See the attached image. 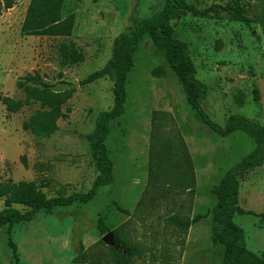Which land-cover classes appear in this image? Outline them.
<instances>
[{
	"label": "rangeland",
	"instance_id": "obj_1",
	"mask_svg": "<svg viewBox=\"0 0 264 264\" xmlns=\"http://www.w3.org/2000/svg\"><path fill=\"white\" fill-rule=\"evenodd\" d=\"M31 1L15 0L14 8L0 16V182L36 181L49 198L56 197L61 187H67L69 194L87 193L99 172L85 136L94 131L98 115L113 108L114 82L106 78L87 86L80 83L107 65L119 35L158 15L167 0H66L63 18L72 14L76 18L70 37L23 32ZM187 2L199 10L239 6L253 20L248 25L235 13L219 9L212 17L189 13L170 23L175 37L188 45L197 77L208 87L203 108L212 121L224 126L230 116L238 115L264 125V28L256 21L264 0ZM63 43H75L85 61L65 66L60 56ZM160 68L163 74L154 75ZM34 72L56 91L76 89L65 108L71 109L70 117L59 121V131L50 138H38L23 127L41 109L39 103L9 113L2 101L23 100L17 83ZM154 112L161 114L156 126ZM114 126L108 146L115 183L100 189L89 204L42 212L32 222L16 226L12 238L22 264H77L81 244L98 258L103 247L97 250V246L105 243L98 229L101 220L111 233L122 227L126 241L140 246L141 255L133 264H223L225 250L213 242L212 216L188 232L174 218L207 214L217 202L214 187L253 153L255 142L242 132L222 137L206 126L188 104L166 55L148 37L129 76L127 112ZM155 127L163 138L182 135L194 162V193L151 187L148 167ZM239 204L252 214L237 215L234 221L245 230L248 248L263 253L264 166L240 178ZM8 243L7 228L0 229V264H14Z\"/></svg>",
	"mask_w": 264,
	"mask_h": 264
},
{
	"label": "trees",
	"instance_id": "obj_2",
	"mask_svg": "<svg viewBox=\"0 0 264 264\" xmlns=\"http://www.w3.org/2000/svg\"><path fill=\"white\" fill-rule=\"evenodd\" d=\"M65 2L66 0H32L23 23V32L37 36H72L76 18L74 14L63 18ZM15 4V0H0V16L3 11L14 8ZM219 9L235 13L239 21L248 25L253 22L239 6L229 4L225 8L214 6L199 10L187 0H167L164 9L158 15L141 20L131 33L119 35L114 41L113 54L107 65L80 83L82 86H87L106 78L114 82L113 108L101 112L96 119L94 131L85 136L91 147L93 165L99 172L90 191L69 194L67 187H61L56 197L49 198L36 181H22L17 184L0 182V204L4 202V207L0 209V229L7 228L8 244L12 250L14 264H22L18 247L12 238L16 226L32 222L42 212L52 214L58 208L71 207L79 203L89 204L98 196L100 189L115 183V163L108 140L114 133L116 121L127 112L129 76L135 66L136 53L147 37L166 55L171 69L185 91L188 104L198 113L206 126L222 137L242 132L256 144L253 153L229 170L221 182L214 187L213 194L217 202L207 214H199L192 219L176 216L175 222L188 232L192 225L212 216L213 242L223 246L225 250L223 264H264V252L257 254L248 248L245 230L234 221L237 215L252 214L242 209L239 204L240 178L264 166V125L257 120L238 115L230 116L224 126L212 121L203 108L208 96V87L197 77V68L188 45L175 37L174 28L170 23L172 18L189 13L212 17L213 14L219 13ZM256 21L264 28V9L256 16ZM60 56L65 66H77L86 59L85 54L75 43H63L60 47ZM162 74L163 68L154 72L156 76ZM17 87L24 92L25 98L17 101L4 97L2 101L7 111L17 113L25 106L39 103L41 109L26 121L23 127L38 138H50L55 135L60 129L59 121L70 117L71 109L65 110V108L76 89L56 91L38 72L21 78ZM159 115L160 112H154V126ZM148 173L149 183L154 189L166 187L194 193L196 185L194 162L180 133L175 134L174 138H163L155 127L151 137ZM120 211L130 214L122 208ZM98 229L102 237L112 232L102 220ZM113 233L123 246L121 250L100 242L97 250L100 246L103 250L98 258H92L81 244V252L76 258V263L110 264L106 261L107 258L110 259L111 264H133L134 259L141 255L140 246L126 241L122 227L117 228Z\"/></svg>",
	"mask_w": 264,
	"mask_h": 264
},
{
	"label": "water",
	"instance_id": "obj_3",
	"mask_svg": "<svg viewBox=\"0 0 264 264\" xmlns=\"http://www.w3.org/2000/svg\"><path fill=\"white\" fill-rule=\"evenodd\" d=\"M103 241L109 246H112L118 250H121L123 248L122 244L116 239L114 233H109L106 236H104Z\"/></svg>",
	"mask_w": 264,
	"mask_h": 264
}]
</instances>
